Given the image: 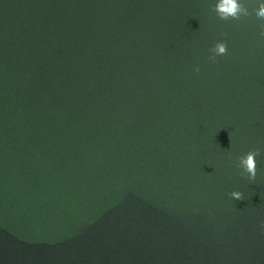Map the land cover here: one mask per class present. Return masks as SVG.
I'll return each instance as SVG.
<instances>
[{
	"label": "water",
	"instance_id": "95a60500",
	"mask_svg": "<svg viewBox=\"0 0 264 264\" xmlns=\"http://www.w3.org/2000/svg\"><path fill=\"white\" fill-rule=\"evenodd\" d=\"M216 2L0 0V264H264V0Z\"/></svg>",
	"mask_w": 264,
	"mask_h": 264
},
{
	"label": "clouds",
	"instance_id": "9594fccd",
	"mask_svg": "<svg viewBox=\"0 0 264 264\" xmlns=\"http://www.w3.org/2000/svg\"><path fill=\"white\" fill-rule=\"evenodd\" d=\"M213 11L221 20L239 19L241 15L248 16L249 13L247 9L243 6L239 0H217L213 7ZM255 15L264 19V3H260L255 10ZM260 34L264 36V24L260 26ZM211 53L208 56V60L212 63L216 62V57L223 56L227 54V43L225 41H218L213 47L209 49ZM195 72H199V66L194 68ZM260 155V149H250L247 153L239 156L237 159L240 161V165L243 167L244 171L247 173V178L249 181L255 179L256 176V157ZM231 197L236 200H243V195L239 191H233ZM261 231L264 233V223L261 224Z\"/></svg>",
	"mask_w": 264,
	"mask_h": 264
}]
</instances>
